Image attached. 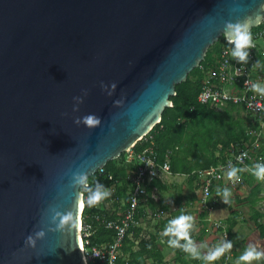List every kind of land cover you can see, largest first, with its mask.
<instances>
[{
  "label": "water",
  "instance_id": "1",
  "mask_svg": "<svg viewBox=\"0 0 264 264\" xmlns=\"http://www.w3.org/2000/svg\"><path fill=\"white\" fill-rule=\"evenodd\" d=\"M245 18L264 23V0H0V264H88V181L73 174L148 136L225 25ZM51 208L70 226L57 230Z\"/></svg>",
  "mask_w": 264,
  "mask_h": 264
},
{
  "label": "trees",
  "instance_id": "2",
  "mask_svg": "<svg viewBox=\"0 0 264 264\" xmlns=\"http://www.w3.org/2000/svg\"><path fill=\"white\" fill-rule=\"evenodd\" d=\"M253 40L259 36L264 37V23L251 30ZM232 45L228 44L225 37H221L207 52L205 60L198 68H195L185 82L176 85V95L171 97L173 106L165 109L161 122L141 142L134 147L136 155H146L154 160L159 169L164 170L168 164L172 175H193L198 178L200 170L218 167L225 164L236 149L253 147L256 136L250 134L251 130L258 131L259 122L255 118V125H252L253 116L237 105H230L222 110L201 104L198 96L201 92L203 81L208 78L210 71L214 73L224 59V50ZM264 48L257 44L256 50H249L247 63L239 64L252 67L253 62H259V69L252 73V78L257 79L264 73ZM239 86L240 82H238ZM245 112L247 116H245ZM244 114V115H243ZM258 154H264V150H257ZM256 153V155L258 156ZM121 161L108 162L104 167L105 173L97 171L88 178L95 190L96 182L104 185L111 191V196L97 206H87L83 212V220L92 226L91 232L84 235L89 240L90 246L108 247L115 243L117 233L113 228H108L107 222L118 224L119 220L129 212L131 207L132 192L134 183L131 180L132 174L137 172L141 166L140 160L129 163L127 153L119 158ZM237 168L241 166L237 165ZM154 181V180H153ZM157 182H160L157 180ZM154 181L153 187L158 185ZM86 187L81 190L86 198ZM146 186V196L151 187ZM145 198H142V202ZM141 202V203H142ZM140 203V204H141ZM139 204V206H140ZM106 205H112V209H106ZM136 210L134 222L128 228V232L120 248L119 256L115 264H148L146 256L150 244L142 245L140 250L134 251L135 243L130 240L131 234L139 237V228L135 227L136 221L141 216V209ZM122 212V216L119 215ZM89 264H108L96 259Z\"/></svg>",
  "mask_w": 264,
  "mask_h": 264
},
{
  "label": "crops",
  "instance_id": "3",
  "mask_svg": "<svg viewBox=\"0 0 264 264\" xmlns=\"http://www.w3.org/2000/svg\"><path fill=\"white\" fill-rule=\"evenodd\" d=\"M259 77L263 79L261 75ZM245 114L247 116L246 112ZM254 117L258 119L260 125L258 131H253L257 138L252 150L255 152L254 156H257V150L259 152L264 150V119L253 116L252 125L250 126L251 120L247 123L249 127L256 126ZM254 166L255 164L251 162L247 167H241L245 169L240 173L241 185H232L233 181L228 179L227 174L222 181L215 182L207 202L208 208H204L201 205L202 178H195L193 175L174 176L154 164L149 168L148 174V186L151 187V191H148L139 206L141 216L135 224L140 230L139 237L136 238L133 234L129 236L135 243L133 250L139 251L142 241L145 249L146 244H150L146 254L149 258L148 264H208L202 258L193 259L182 250L174 249L167 244L169 237L164 236V228L172 219L181 214H188L195 219L191 237L201 257L223 243V229L215 227V222L226 226L229 232L233 245V264H239V256L249 245H255L264 251V181L257 180L248 170ZM153 180L160 182L153 187ZM224 188L230 189L232 193L230 204L223 203L222 195L217 193L218 189L222 192ZM105 208L111 210L112 205H106ZM160 212L164 214L158 216ZM118 213L123 215L121 211ZM180 243L183 244L184 241ZM213 264H224L223 257ZM253 264H264V261Z\"/></svg>",
  "mask_w": 264,
  "mask_h": 264
},
{
  "label": "built area",
  "instance_id": "4",
  "mask_svg": "<svg viewBox=\"0 0 264 264\" xmlns=\"http://www.w3.org/2000/svg\"><path fill=\"white\" fill-rule=\"evenodd\" d=\"M254 41V40H253ZM255 47L249 50H256L257 44L254 41ZM232 47H228L224 50V59L220 63L216 72L208 74V78L203 81L201 92L198 96V101L201 104L209 105L216 110H222L230 105H237L243 107L247 113L251 116H257L260 119H264V96L251 89V84L261 83L260 77L257 79L252 78V73L259 69V64L253 62L252 67L242 65L238 63L236 58L231 56ZM264 55V51H263ZM254 65H256L254 67ZM253 71V72H252ZM240 82V85L238 84ZM254 130L250 131L252 136ZM257 138V137H256ZM253 148V147H252ZM251 147L245 149H236L225 164L219 167H212L205 170H200L198 175L202 178L200 189L202 191L201 205L204 208H208L207 202L209 201L212 193V185L215 182L222 181L227 174L230 166L247 167L249 164L264 163V156H254L255 152ZM127 160L132 163L134 160H140L141 166L138 167L137 172L132 174L131 180L134 183V191L132 192L131 207L129 212L123 219L119 220L118 224L113 222H107L108 228L116 230L117 239L115 243L110 244L108 247L104 246H90L89 240L84 239V235L91 232L92 226L86 221H82L81 225V243L83 247V253L86 261L89 263L94 262L96 259H100L103 263L115 264L118 259L120 248L122 247L123 240L128 232V228L132 222H134V215L138 209L139 204L142 202V198L146 197V186L148 185L149 168L154 166V160L146 156L136 155L134 148L127 151ZM241 158V159H238ZM249 163V164H248ZM104 174V167L99 169ZM164 171L169 172L170 167L168 164L164 165ZM242 184L240 179L238 182H232V185ZM164 212H160L158 216L163 215ZM215 226L224 230L223 242L229 241V235L226 232L224 226L221 223H215ZM224 264H233V252L232 249L223 256Z\"/></svg>",
  "mask_w": 264,
  "mask_h": 264
},
{
  "label": "clouds",
  "instance_id": "5",
  "mask_svg": "<svg viewBox=\"0 0 264 264\" xmlns=\"http://www.w3.org/2000/svg\"><path fill=\"white\" fill-rule=\"evenodd\" d=\"M224 36L227 43L232 45L231 56L233 58H236L241 63H247L249 57V49L255 47L251 28L247 22V18L235 24L233 23L226 24L224 30ZM257 64H259V62H257ZM255 66L256 65H254V67ZM251 89L259 93L261 96H264V86H261L259 83L251 84ZM87 94H88L87 91H85L84 96H86ZM73 99L75 101L74 104V110H75V108L78 107L80 103H83V97L77 96L74 97ZM82 120L83 123L89 127L98 126L100 123L99 118H97L94 115H86L82 118ZM76 122L79 123L80 121L78 120ZM244 170H245L244 168H237L235 166H230L229 170L227 171V177L230 181L238 182L241 179L240 173L243 172ZM248 170L256 177L257 180L264 181V163H257L254 167ZM87 181H88V174L85 172H77L74 173L72 176L73 186L84 185ZM86 193L88 194L86 198L83 200V204H86L87 206H97L111 196V191L108 188H105V186L100 184L99 182H96L95 190H93L92 186L88 184L86 187ZM217 193L219 195H222L223 203L230 204L231 202L230 197L232 195L230 189L224 188L222 192L220 189H218ZM49 211L52 214L50 222L55 225V228L57 230L63 231L66 228V226H70L69 225V221L71 220L70 212L62 213L58 211L56 208H51ZM194 223H195L194 217L188 214H181L178 217L172 219L163 230L164 236L169 237V239L167 240V244L174 249L182 250L184 253L190 255V257L193 259L202 258L203 260L207 261L208 264H213V262L222 258L226 253H228L232 249L233 245L232 242L230 241L229 232L226 226H224L226 232L229 235V241L219 244L218 246L214 247L213 250L209 251L206 256L201 257V253L196 247L191 237V230L194 227ZM43 235L44 233L42 231L36 233L37 238H42ZM180 241H184V243L181 244ZM27 242L29 244L35 243L32 237H29ZM238 259H239V264H253V262H262L264 261V251L259 250L255 245H249L247 248H245V250L239 256Z\"/></svg>",
  "mask_w": 264,
  "mask_h": 264
},
{
  "label": "rangeland",
  "instance_id": "6",
  "mask_svg": "<svg viewBox=\"0 0 264 264\" xmlns=\"http://www.w3.org/2000/svg\"><path fill=\"white\" fill-rule=\"evenodd\" d=\"M254 41L256 42V44H258L260 47L264 48V37L263 36H259L258 38H254ZM261 86H264V73H263V79L261 80L260 83ZM117 162L121 161V159L115 160Z\"/></svg>",
  "mask_w": 264,
  "mask_h": 264
},
{
  "label": "bare ground",
  "instance_id": "7",
  "mask_svg": "<svg viewBox=\"0 0 264 264\" xmlns=\"http://www.w3.org/2000/svg\"><path fill=\"white\" fill-rule=\"evenodd\" d=\"M131 150V149H130Z\"/></svg>",
  "mask_w": 264,
  "mask_h": 264
}]
</instances>
